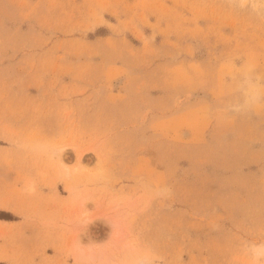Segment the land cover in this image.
<instances>
[{"label":"rangeland","instance_id":"374dc122","mask_svg":"<svg viewBox=\"0 0 264 264\" xmlns=\"http://www.w3.org/2000/svg\"><path fill=\"white\" fill-rule=\"evenodd\" d=\"M246 243L264 0H0V264H248Z\"/></svg>","mask_w":264,"mask_h":264},{"label":"clouds","instance_id":"9594fccd","mask_svg":"<svg viewBox=\"0 0 264 264\" xmlns=\"http://www.w3.org/2000/svg\"><path fill=\"white\" fill-rule=\"evenodd\" d=\"M248 264H264V243H246L243 246ZM139 264H152L151 260H142Z\"/></svg>","mask_w":264,"mask_h":264},{"label":"bare ground","instance_id":"6f19581e","mask_svg":"<svg viewBox=\"0 0 264 264\" xmlns=\"http://www.w3.org/2000/svg\"><path fill=\"white\" fill-rule=\"evenodd\" d=\"M59 155V157H61V155L60 154H58Z\"/></svg>","mask_w":264,"mask_h":264}]
</instances>
